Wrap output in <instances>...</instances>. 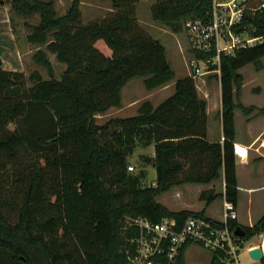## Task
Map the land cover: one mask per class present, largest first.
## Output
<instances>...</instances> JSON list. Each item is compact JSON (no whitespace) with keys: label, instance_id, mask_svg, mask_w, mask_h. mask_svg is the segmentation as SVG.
<instances>
[{"label":"trees","instance_id":"obj_1","mask_svg":"<svg viewBox=\"0 0 264 264\" xmlns=\"http://www.w3.org/2000/svg\"><path fill=\"white\" fill-rule=\"evenodd\" d=\"M137 1L111 0L107 14L86 23L77 0L60 17L49 2L11 1L17 12L39 14L26 41L46 44L66 67L56 79L41 48L32 60L46 69L48 79L37 70L28 75L6 70L0 62V264H127L129 239L138 234L128 218L156 223L174 217L180 224L200 216L217 223L203 210L172 211L156 201L181 182L209 183L223 176V194L211 193L205 201L222 196L237 204L234 110L254 109L234 101L237 70L260 66L264 42L221 56L222 142L206 140V100L188 75L177 78L173 93L155 107L144 100L134 115L97 124L96 114L121 105L129 80L141 77L150 90L174 78L165 47L136 19ZM211 8L212 0H154L150 13L176 33L187 19H206ZM245 24L251 35H263L264 9ZM97 40L110 55L95 46ZM151 143L154 156L144 160L154 163L155 181L143 187L145 172L128 171V157L136 146ZM241 227L240 247L264 230V214ZM189 245L171 264H184ZM210 254L209 264H226L224 253Z\"/></svg>","mask_w":264,"mask_h":264},{"label":"built area","instance_id":"obj_2","mask_svg":"<svg viewBox=\"0 0 264 264\" xmlns=\"http://www.w3.org/2000/svg\"><path fill=\"white\" fill-rule=\"evenodd\" d=\"M257 1V5L252 4ZM257 9H264V0H212L206 19L184 21L190 76L219 75L221 56L263 43L264 34L251 35L245 24ZM247 151V146L233 142L234 156L243 159ZM127 168L132 170L131 165ZM237 217L235 205L224 198L217 223L200 216H188L180 224L174 217H164L156 223L143 217L128 218L129 226L137 228L138 234L129 239L127 264H171L187 242L209 253L222 252L227 257L226 264H235L240 245L234 233L236 227L230 223Z\"/></svg>","mask_w":264,"mask_h":264},{"label":"rangeland","instance_id":"obj_3","mask_svg":"<svg viewBox=\"0 0 264 264\" xmlns=\"http://www.w3.org/2000/svg\"><path fill=\"white\" fill-rule=\"evenodd\" d=\"M12 0H3L2 2L9 6V20L13 35L15 37L17 45L25 52V75H28L32 70L40 72L44 79H48L46 69L43 66L38 65L32 60V54L37 49H43L46 51L47 57L52 65L54 77L60 79L65 71V64L56 58L54 53L47 50L46 44L41 46H35L26 41V36L33 32L35 27L39 24L40 17L37 12L22 13L17 12L11 6ZM30 2V0H25ZM41 2H49L57 17L63 16L74 0H39ZM260 1V0H259ZM154 0H138L135 3L136 19L139 24L155 39H158L165 47V57L168 61L171 69L174 73V78L177 79L186 75L190 76V54L187 48L184 31L181 29L179 32H172L164 24L154 21L151 18L150 7ZM258 4V1L252 3ZM77 7L81 12V22L86 23L91 20L103 17L111 9V0H77ZM53 38L52 33L48 34V41ZM95 46L102 52H108L110 49L104 44L102 40H97ZM23 52V53H24ZM110 55V53L108 54ZM3 68V66L1 65ZM240 79V86L236 90L234 101L238 105L244 103L255 102V100L264 99V56L261 58L260 66L256 67L253 64H247L237 70ZM141 77L131 79L124 88L123 99L136 102L138 105L144 99H149L152 103L158 104L162 96L173 89V86L167 88H155L152 90L145 89ZM195 83L197 84V90L200 96H204L203 92H207L208 98H217L219 75L208 74L194 77ZM203 82H206V87H203ZM171 83V81H170ZM199 86V87H198ZM244 106V105H243ZM245 107H254L248 105ZM242 110L237 107L235 109V117L237 122L242 119ZM104 119L95 118L97 124L103 122ZM129 165L133 166L130 170L131 173L135 174L140 171V164L137 165L134 162H128ZM129 171V170H128ZM243 173V171H241ZM244 174V173H243ZM242 174V175H243ZM244 177V175H243ZM154 171L151 169L147 174L145 180L142 181L141 185L152 186L154 185ZM174 189L166 191L156 197L158 201H163L171 208H178L180 202L186 201L190 206L195 205L192 202L191 195H186L182 199L175 197ZM254 202L264 197V190H258L254 194ZM221 199L216 198L212 203L208 205L209 213L215 217L220 216ZM255 205V204H254ZM253 205V206H254ZM259 212L255 213L252 210V218H256ZM239 216L242 222L247 223L248 214L246 212L245 199L242 198L241 210ZM237 221V220H236ZM239 224V223H238ZM244 226V225H239ZM255 235L253 237H257ZM211 254L204 248L197 245H190L187 248L186 254L184 255V264H208L210 261Z\"/></svg>","mask_w":264,"mask_h":264},{"label":"crops","instance_id":"obj_4","mask_svg":"<svg viewBox=\"0 0 264 264\" xmlns=\"http://www.w3.org/2000/svg\"><path fill=\"white\" fill-rule=\"evenodd\" d=\"M2 1L3 0H0V62L3 68L6 70L21 71L25 74V52L16 43L9 20V6L4 4ZM109 53H111L110 50L108 52H105L106 55H108ZM175 80L176 79H173L171 80V83L168 82L167 84L158 87L161 89H165L168 86H174ZM126 84L121 89V105L119 107H111L105 113L96 114L95 118H106L105 120H107L108 118L113 117H128L136 113V110L142 101L138 105H136V102L132 101L131 99H123V92ZM204 86L206 87V82H203V87ZM173 91L174 87L171 91L167 92L164 96L161 97L158 104L165 98L169 97L173 93ZM203 93L204 96H199L206 100V140L209 142H222L223 131L221 119L220 83L218 84L217 98H208L207 92ZM144 100L150 101L149 99ZM241 102L244 106L253 105L254 109L248 114H243L240 112L242 114V119H239L238 122L236 120L234 110V142L241 143L248 148L247 156L245 158L241 159L235 156V171L238 186V200L235 207L237 209V222L239 223V225L252 226L253 223H255L264 214V197H261L262 199H258L257 202H254L253 195L258 190H264V99L255 100V102L250 103H244L243 101ZM151 104L154 107L157 105L152 102ZM153 156V143L147 146H136L131 156L128 157V162H134L136 165L137 163H139L140 169L145 172V178L149 173V170L151 169L152 171H154L153 179L155 180L154 163L152 161L144 160V158L151 159ZM182 162L184 169H186L189 165L188 162L185 160H183ZM241 171H243L244 174L241 173ZM242 174L244 175V177ZM171 189L175 190V197H178L180 199H182V197L186 195H191V199H193L192 202H194L195 205L190 206L189 204H187L188 202L186 200L180 202L178 204V208L173 209L163 201H158L157 199L156 201L163 204L166 208L172 211L189 210L199 212L203 210L205 216L218 221L221 219V208L224 197H217L220 198L222 202L220 206L219 217H215L211 213H209L208 207V205L212 203V201H214L216 198L208 204L205 199L211 193L223 194V176L212 180L209 183L181 182L180 184L168 189L167 192ZM242 198L243 200L245 199L246 212L249 215L247 218V223L242 222L239 216ZM252 210H254L255 213L259 212L258 216H256L255 219L252 218ZM254 247L260 248L262 255L261 259H253L249 256L248 251ZM235 264H264V230L257 237H252L243 243L238 251L237 261Z\"/></svg>","mask_w":264,"mask_h":264},{"label":"water","instance_id":"obj_5","mask_svg":"<svg viewBox=\"0 0 264 264\" xmlns=\"http://www.w3.org/2000/svg\"><path fill=\"white\" fill-rule=\"evenodd\" d=\"M234 233L236 236L241 237L244 234V230L242 229L241 226H237L234 230ZM248 254L250 257L253 259H261V250L259 247H254L248 251Z\"/></svg>","mask_w":264,"mask_h":264}]
</instances>
